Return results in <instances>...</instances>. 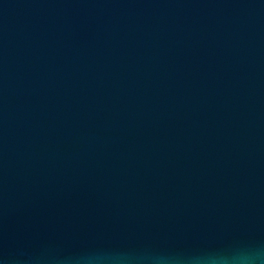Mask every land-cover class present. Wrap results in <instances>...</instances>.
I'll return each mask as SVG.
<instances>
[{
    "label": "water",
    "instance_id": "water-1",
    "mask_svg": "<svg viewBox=\"0 0 264 264\" xmlns=\"http://www.w3.org/2000/svg\"><path fill=\"white\" fill-rule=\"evenodd\" d=\"M0 264H264V0H0Z\"/></svg>",
    "mask_w": 264,
    "mask_h": 264
},
{
    "label": "clouds",
    "instance_id": "clouds-1",
    "mask_svg": "<svg viewBox=\"0 0 264 264\" xmlns=\"http://www.w3.org/2000/svg\"><path fill=\"white\" fill-rule=\"evenodd\" d=\"M245 259H247L246 257H241V260L243 261V260H245Z\"/></svg>",
    "mask_w": 264,
    "mask_h": 264
}]
</instances>
